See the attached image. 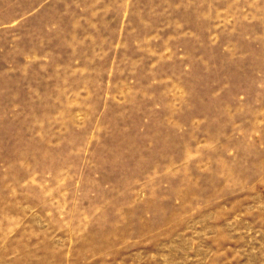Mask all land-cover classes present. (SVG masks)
I'll return each instance as SVG.
<instances>
[{
  "label": "rangeland",
  "instance_id": "rangeland-1",
  "mask_svg": "<svg viewBox=\"0 0 264 264\" xmlns=\"http://www.w3.org/2000/svg\"><path fill=\"white\" fill-rule=\"evenodd\" d=\"M0 264H264V0H0Z\"/></svg>",
  "mask_w": 264,
  "mask_h": 264
}]
</instances>
